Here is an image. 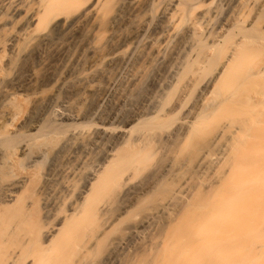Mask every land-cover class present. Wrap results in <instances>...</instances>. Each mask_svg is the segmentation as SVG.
I'll return each instance as SVG.
<instances>
[{
	"label": "bare ground",
	"instance_id": "1",
	"mask_svg": "<svg viewBox=\"0 0 264 264\" xmlns=\"http://www.w3.org/2000/svg\"><path fill=\"white\" fill-rule=\"evenodd\" d=\"M0 264H264V0H0Z\"/></svg>",
	"mask_w": 264,
	"mask_h": 264
},
{
	"label": "rangeland",
	"instance_id": "2",
	"mask_svg": "<svg viewBox=\"0 0 264 264\" xmlns=\"http://www.w3.org/2000/svg\"><path fill=\"white\" fill-rule=\"evenodd\" d=\"M47 88H49V86H46V89ZM191 101V100H190ZM64 106V105H63ZM60 107V108H57V109H55V111H56V114L58 115V116H61V115H64L65 113H64V107ZM60 119H61V117H59ZM226 134H229V133H226ZM226 134H225V136H226ZM230 135V134H229ZM229 135H227L226 137L227 138H223V139H221L220 140V142H219V144L214 148V149H212V153H211V158L209 157L208 158V160L210 161V163H209V161H207L205 164H207V165H205V167H204V165L202 166V167H199V169L198 168H195L194 167V165H196V163L194 164L193 162H191L190 164H192L191 165V167L190 166H187V168H184V169H186L185 171H184V175L187 177H183L182 175H181V177H180V179L178 180L179 182H182V180H184V179H188L187 181H188V187H185V189H184V191H183V193L180 195V201L178 202V205H177V209H175L176 211H175V213H177L179 210H180V208L183 206V204H184V202H186L189 198H191L193 195H194V193L196 192V190H200V191H203V190H207L209 187H210V185L212 184V182L214 181V179L217 177V175H219L221 172L220 171H222V173L224 172V170H226V168H223L224 167V164H221V160L223 159V153H224V151H222V150H224V149H222L223 148V146L225 147V145H224V143H227L226 142V140H228V137H229ZM224 136V137H225ZM222 147V148H221ZM221 150V151H220ZM220 151V152H219ZM214 153V154H213ZM171 155V156H170ZM168 154L165 158L166 159H170L171 157H173V155L172 154ZM170 156V157H169ZM168 157V158H167ZM222 158V159H221ZM165 159V160H166ZM164 160V159H163ZM215 160V161H214ZM220 160V161H219ZM217 162V163H216ZM212 163V164H211ZM219 163H220V165H219ZM216 164V165H215ZM189 165V164H188ZM209 165V166H208ZM211 165H213V166H211ZM217 165H218V167H217ZM189 167H190V169H189ZM212 167V168H211ZM226 167V166H225ZM201 168L203 169V168H207L206 169V171L205 170H202L201 171ZM218 168V169H217ZM222 170H221V169ZM220 169V170H219ZM191 170V171H190ZM219 170V171H218ZM217 171V172H216ZM191 173V174H190ZM221 173V174H222ZM147 174H148V170H141V171H139V172H137V177L135 176V178H134V180H136V181H139V180H143L146 176H147ZM220 174V175H221ZM184 179H183V178ZM182 178V179H181ZM178 179V178H177ZM177 179H175V181H177ZM181 180V181H180ZM200 188V189H199ZM180 212V211H179ZM178 212V213H179ZM178 215V214H177ZM166 224V219H165V217H160L158 220H157V222L155 223V225H154V227H150V231H151V233H155L160 227H163L164 225ZM117 233V232H116ZM113 234H115V233H113Z\"/></svg>",
	"mask_w": 264,
	"mask_h": 264
}]
</instances>
